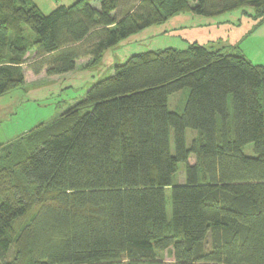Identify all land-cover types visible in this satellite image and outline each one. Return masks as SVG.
<instances>
[{
    "label": "trees",
    "instance_id": "16d2710c",
    "mask_svg": "<svg viewBox=\"0 0 264 264\" xmlns=\"http://www.w3.org/2000/svg\"><path fill=\"white\" fill-rule=\"evenodd\" d=\"M239 8L264 22V0H77L49 14L0 0V96L23 88L26 70H87L176 15ZM113 69L52 124L0 148V264H264V65L195 43ZM184 89L183 112L170 111ZM180 164L186 183L173 186Z\"/></svg>",
    "mask_w": 264,
    "mask_h": 264
},
{
    "label": "rangeland",
    "instance_id": "374dc122",
    "mask_svg": "<svg viewBox=\"0 0 264 264\" xmlns=\"http://www.w3.org/2000/svg\"><path fill=\"white\" fill-rule=\"evenodd\" d=\"M130 5L131 3L124 9L125 12ZM24 38L27 44H31L36 35L25 27ZM195 43L210 51L244 55L253 64L264 65V22L257 17L253 8H239L214 17L199 16L192 12L179 14L124 40L105 52L99 63L90 69H77L63 76L37 78L26 70V85L0 96V148L21 145L33 132L52 124L80 101L94 83L113 75V68L125 63L131 56L171 48L185 50ZM189 94L190 90L184 89L171 95L170 111L181 114ZM228 111L232 118L231 95L228 98ZM197 135V131L187 130L188 146L198 138ZM172 152L174 153L173 141ZM244 153L254 156L253 144L248 145ZM195 160L196 156L192 155L190 163L193 164ZM185 183V167L180 164L173 178V186ZM171 188L167 189L169 221L173 218ZM159 259L166 263L174 262L171 251L159 253Z\"/></svg>",
    "mask_w": 264,
    "mask_h": 264
},
{
    "label": "crops",
    "instance_id": "0c3cea01",
    "mask_svg": "<svg viewBox=\"0 0 264 264\" xmlns=\"http://www.w3.org/2000/svg\"><path fill=\"white\" fill-rule=\"evenodd\" d=\"M44 14H49L59 6H71L77 0H33Z\"/></svg>",
    "mask_w": 264,
    "mask_h": 264
}]
</instances>
